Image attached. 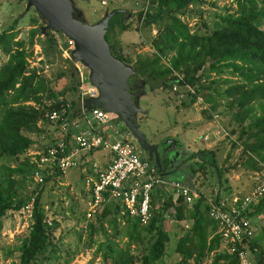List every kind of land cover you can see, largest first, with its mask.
I'll use <instances>...</instances> for the list:
<instances>
[{"label":"rangeland","instance_id":"1","mask_svg":"<svg viewBox=\"0 0 264 264\" xmlns=\"http://www.w3.org/2000/svg\"><path fill=\"white\" fill-rule=\"evenodd\" d=\"M104 1L105 5H100V0H72L73 5L81 11L84 20L89 24L97 20L104 10L119 8L128 13V17L123 15L122 19L128 26L125 30L128 33L122 34V30L114 25L107 36L108 43L112 45L117 54L124 57L126 64L132 66L133 61L138 58L153 56L155 52L150 42L156 36L158 26L155 24L147 27L142 26L136 17L138 12L143 13L148 10L147 0ZM256 1L257 5L263 3L262 0ZM235 8L234 0H200L187 5L184 11L177 16L186 23L189 30L206 33L218 22V15L232 13ZM43 25L33 7L25 9V0H0V32L5 30L6 33L12 34V38L8 40V48L0 43V66L15 48L14 43L21 41L25 52L26 70H34V72L37 70L36 76L44 78L47 82L46 90L40 94L38 102H24V104L38 109L48 107L58 98H62L66 102L74 101L79 85L77 74L72 69L69 60L56 53L55 43L51 45L49 39H54L51 31L43 30L44 33H33L31 37L30 32ZM120 36L125 40H122ZM31 38L32 44L29 43ZM34 45L40 48L43 60L32 64L30 62L35 59L34 49L36 47ZM44 49L47 53L44 52ZM44 63L48 64L46 71L42 70ZM161 63H167V59H161ZM70 65L71 68H69ZM79 67L85 77L83 83L86 85L88 84L87 68L81 63ZM67 70L72 71V76L68 75ZM204 70L205 66L201 71ZM227 79L231 81L235 80V77L229 73L217 75L212 72L206 74V77H201L199 83L204 86L191 102L192 98L189 95L178 98L177 94L184 92L182 89L181 92L175 93L153 81L151 88L149 83L143 81L140 92L145 95L137 101L139 110L136 113V125L147 141H156V144L165 142V147L159 149L160 152H164L165 156L164 164L168 171L165 179H181L180 171L189 169V167L197 168L200 165L204 168L198 171L199 181L211 180L208 179L210 177L216 180L214 166L211 167L213 157V164L219 169V178H223L224 175L223 181L225 183L228 181V184L234 186V189L239 191L235 194L240 196L247 193L257 178L264 174V161H258L254 156L253 161H256L257 169L249 170L243 166L246 156L243 154L242 144L245 136L241 135L240 130L249 118L241 124L231 119V113L235 110V106L229 104V99L226 100L222 97L225 88L229 85L226 82ZM76 81L77 87L74 88ZM213 115L216 117L214 118ZM109 117L113 118L114 115L110 114ZM115 123L120 125L116 119ZM36 127L37 131L28 133L31 144L26 150H33L37 146L41 147L49 139L48 134L44 133H49L51 130V135L54 130V126L46 120H41ZM167 135L174 137L175 144H171L172 140L163 139ZM204 137L206 138L203 139ZM202 150H211L213 156L205 154L203 160H198L193 156L195 152ZM24 156L25 153L19 155L10 166L19 164L24 160ZM91 158L95 159V155H92ZM175 166H177L176 171L174 170ZM206 167H211V169ZM205 169L207 170L205 171ZM15 180L16 193L18 196L24 197L30 188L29 174L26 173L21 178L16 177ZM39 190V205L43 208L44 220L50 221V226H52L49 236L52 245L33 264H54L57 261L59 264H112L109 260L104 261L102 258L106 244L111 245L114 249L123 250L126 248L128 255L133 258V262L130 264H138V255L144 252V247L150 238L146 235L143 241L132 240L128 246H125L126 239L120 235L124 227L122 217L118 216L117 223L114 225L106 221L108 217L102 220L97 217L88 222L91 226H87V229L76 228V224L82 221L87 198L83 186V176L79 168H68L59 176L49 177ZM215 191L216 189L212 192ZM167 197L168 195L160 190L155 205ZM168 216L167 212L162 216L163 227L169 236L165 254L161 258L165 263L174 262L180 257L179 254L173 252V248L188 224L187 220L171 219ZM250 223L252 227L251 241L259 246V250L255 248L252 250L249 247L248 250L249 256L256 260L260 248L264 249V208L250 217ZM24 224V220L20 216L14 217L10 209L5 212V219L0 230V264H15L17 262V248L20 239L16 236L21 237L26 233L28 227ZM49 253L52 258L48 261L46 257ZM215 254L216 252H210L204 255L200 264H209ZM222 262L223 260H219L216 264ZM187 264H193L191 258L187 259Z\"/></svg>","mask_w":264,"mask_h":264},{"label":"trees","instance_id":"2","mask_svg":"<svg viewBox=\"0 0 264 264\" xmlns=\"http://www.w3.org/2000/svg\"><path fill=\"white\" fill-rule=\"evenodd\" d=\"M198 1L200 0H147L148 10L143 13L138 12L136 17L142 26L147 27L152 24L158 26L157 34L150 42L155 53L151 57L133 61L132 68L135 75L127 79L128 84L139 82L143 77L142 80L149 83L151 88L155 82L170 89L172 83L177 80L172 71H177L182 74V82L195 86L198 92L204 86L199 83L200 78L206 77L210 72L217 75L229 73L234 76L235 80H226L229 85L225 88L222 97L229 99V104L235 106L231 119L236 123L241 124L249 118L240 130L241 135L245 136L242 144L243 154L246 156L243 166L249 170L257 169L253 157H257L258 161H264V0L260 5H257L256 0H234L235 10L232 13L218 15V22L206 33L189 30L186 23L177 16L187 5ZM223 11L226 12L225 9ZM123 15L114 13L109 18L104 39L110 53L127 63L123 56L113 50L107 38L109 30L114 25L122 31L128 28L122 20ZM37 32L44 33L41 27H37L30 32L31 37ZM10 38L12 34L6 33L5 30L0 32V43L4 47L8 48ZM49 40L51 45L52 43L54 45V39ZM29 43H33L32 38ZM14 45L15 48L0 66V230L5 212L19 208L31 195L28 192L21 197L15 190V178L29 174L30 165L27 160L24 158L13 167L10 165L30 146L28 133L37 131L36 125L43 113L42 109L24 102H38L40 94L47 87L44 78L37 77L34 70H26L22 42L17 41ZM55 51L59 54L57 49ZM44 52L47 53L45 49ZM162 58L167 59L168 66L161 63ZM204 66L205 70L202 72ZM67 72L72 76L71 70ZM182 82L178 81L177 84L181 85ZM73 87H77V81L76 86ZM138 90L140 91V86ZM188 95L192 98L190 102L195 99L194 95ZM74 104L75 102L72 101L71 108ZM57 106L56 100L47 108L52 109ZM123 129L126 130L124 127ZM205 154L213 156L211 150L195 152L193 156L203 160ZM211 162V167L214 166L215 173L219 177V169L213 164V157ZM202 168L204 167L200 165L197 168L189 167L192 173ZM174 170L176 171L177 168L175 167ZM59 175V172L54 171L45 181L49 177ZM159 193L160 189L157 187L151 193V217L145 225H140L135 218L120 215L118 206L114 203L107 204L98 217L100 220L108 217L106 221L113 225L117 223L118 216L122 217L124 227L120 235L126 239L125 246H128L132 240L143 241L146 235L149 236L150 240L144 247V252L138 255V264H187V259L190 258L193 264H200L204 255L210 252L216 254L209 264H216L219 260H223L221 264H237L232 254L219 250L220 238L216 233V223L207 216V206L202 193L198 192V197L190 207H187L179 196L173 195L155 205ZM39 195L40 190L34 195L29 228L23 236H16L20 240L15 264H33L52 245L49 241L52 226L45 224L44 211L39 205ZM263 208L264 195L246 212L249 220ZM166 212L171 219L188 221L185 226L187 228L183 229V234L178 237L173 248V252L180 257L171 263L161 260L169 238L168 232L163 227L162 216ZM87 226L90 227L91 224L87 223L86 229ZM255 246L253 241L248 243V247L252 250ZM105 248V252L102 253L104 261L109 260L112 264L133 262L126 248L114 249L109 244H106ZM51 258L49 253L46 259L49 261ZM254 263L264 264V251L259 252Z\"/></svg>","mask_w":264,"mask_h":264},{"label":"built area","instance_id":"3","mask_svg":"<svg viewBox=\"0 0 264 264\" xmlns=\"http://www.w3.org/2000/svg\"><path fill=\"white\" fill-rule=\"evenodd\" d=\"M99 3L105 5L104 0H100ZM53 38L59 55L70 62L73 40L55 32ZM35 47V59L30 62L32 64L43 60L40 48L37 45ZM71 64L79 82L76 98L82 105L84 98L94 97L97 92L88 81V84L84 85L85 77L79 67L80 63L77 61ZM165 65L168 66V63ZM47 68L48 64L44 63L42 70L46 71ZM35 73L38 74V71ZM172 74L177 80L172 83L170 89L175 93L184 90L182 94H177L179 99L188 94L197 95L195 86L182 82L181 73L172 71ZM178 81L182 84L178 85ZM57 102L56 108L42 109V117L37 123L38 125L41 120L50 122L54 126L53 139L43 143L41 147L37 146L33 150L23 152L30 165L31 195L24 204L17 209H10V212L14 217L20 216L26 227L29 228L31 222L34 195L44 184L47 176L54 171L61 175L68 168L80 167L81 155L92 150L105 153L108 159L103 167L99 165V161H92L89 172L83 174L87 198L83 220L76 224L77 229H86L87 223L99 217L103 208L110 203L118 206L120 215L130 216L140 225H145L151 217L150 197L156 187L168 196H179L187 207H190L198 197V192L193 191L185 183L161 176L156 165L141 154V149L129 132L123 129L121 123L120 125L115 123L116 116L113 113L99 107L87 110L80 105L78 115L71 116L69 103L62 98H58ZM110 114L114 117L110 118ZM80 121L83 123L82 126ZM263 195L264 174L257 178L247 193L240 196L234 195L230 198L203 196L207 216L216 223V233L220 238L219 250L232 254L237 264H255L249 256L248 243L252 238V227L246 212L250 206L257 204ZM45 223L50 225L48 220H45Z\"/></svg>","mask_w":264,"mask_h":264},{"label":"water","instance_id":"4","mask_svg":"<svg viewBox=\"0 0 264 264\" xmlns=\"http://www.w3.org/2000/svg\"><path fill=\"white\" fill-rule=\"evenodd\" d=\"M29 7H33L42 20V31L61 33L73 40L70 63L78 61L87 68V81L96 89V96L84 98L82 105L77 101L73 109L79 111L81 105L87 110L99 107L113 113L146 158L160 170L159 149L165 147V142L149 144L144 134L138 130L136 113L139 110L137 101L141 92L131 91L127 81L135 72L131 65L110 53L104 39L109 18L114 13H122L128 17V13L119 8L104 10L97 20L89 24L81 11L73 7L72 0H25V9ZM73 10L77 11L76 15ZM138 83L141 86L143 80L139 79Z\"/></svg>","mask_w":264,"mask_h":264},{"label":"crops","instance_id":"5","mask_svg":"<svg viewBox=\"0 0 264 264\" xmlns=\"http://www.w3.org/2000/svg\"><path fill=\"white\" fill-rule=\"evenodd\" d=\"M123 33H128L127 31H125V30H123L122 31V34ZM124 37V36H123ZM126 37H129V36H126ZM120 38L122 39V40H125V39H123L122 38V36H120ZM125 38V37H124ZM70 68V67H69ZM78 89V88H77ZM77 92H78V90H77ZM145 94L143 93H141L140 95H139V97H138V100H139V98L141 97V96H144ZM76 96H77V94L75 95V98H74V101L73 102H77V98H76ZM72 101H70V102H68L69 103V105H70V108H71V102ZM74 108V106L71 108V116H76V115H78V109H76V110H74L73 109ZM80 125L82 126L83 125V123L80 121ZM50 133H51V130H50V132L49 133H44V134H48V140H50V139H53L52 137H53V132H52V134L50 135ZM166 138H163V139H169V140H172L171 141V144L173 143V144H175V140L173 139L174 137L173 136H165ZM169 137V138H168ZM168 140V141H169ZM147 141V140H146ZM149 144H154V145H156V141H147ZM162 149V148H161ZM196 151V150H195ZM141 154L146 158V156H145V154L143 153V152H141ZM92 155H95V159H92L91 158V156ZM165 156H164V152H161L160 153V163H162L161 164V169L159 170V174L161 175V176H163V177H167L166 176V174H167V168H165V158H164ZM107 159H108V156L105 154V153H103V152H101V151H95V150H92V151H89V152H87V153H85V154H82L81 155V164H80V167H78L79 168V170H80V172L82 173V176H83V174L85 173V172H89V165H90V163L92 162V161H94V160H97V161H99V165L101 166V167H103V166H105V164H106V162H107ZM175 167H177V166H175ZM174 167V168H175ZM206 168H210L211 169V167H206ZM207 169H205V171H206ZM214 172H215V170H214ZM213 172V173H214ZM216 174V173H215ZM180 175H181V179L180 178H178L177 180H181L182 182H184L186 185H188L193 191H195V192H200V193H202L204 196H216L217 198H230L231 196H234V195H236L235 194V192H239V191H237V189H234V186H231L230 184H228L227 182V184L223 181L224 179H225V176L223 175V178H219V177H217V175H216V177H217V179L215 180L213 177H210V178H208V179H211V180H207V179H203V180H201V181H199L198 180V171H196L195 173H192L191 171H190V169H186V170H183V171H180ZM212 178H213V181H212ZM206 181H207V183H206ZM212 183V184H211ZM84 186V185H83ZM85 189V188H84ZM214 189H216V191L215 192H212V191H214ZM155 190H156V188H155ZM158 190V189H157ZM210 190V191H209ZM208 192H210L211 194H209ZM259 248V246H255V249H258ZM259 250V249H258ZM260 251H264V249H262V248H260ZM259 251V252H260ZM251 258V257H250ZM252 259V258H251Z\"/></svg>","mask_w":264,"mask_h":264},{"label":"flooded vegetation","instance_id":"6","mask_svg":"<svg viewBox=\"0 0 264 264\" xmlns=\"http://www.w3.org/2000/svg\"><path fill=\"white\" fill-rule=\"evenodd\" d=\"M73 7L75 8V9H77L76 8V6H74L73 5ZM76 13H77V11L76 10H73V14L74 15H76ZM129 86H131V91H133V92H135V93H138V87H139V83L136 81V82H131V85H129Z\"/></svg>","mask_w":264,"mask_h":264}]
</instances>
